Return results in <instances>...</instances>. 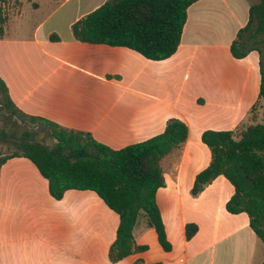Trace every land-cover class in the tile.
Instances as JSON below:
<instances>
[{
	"label": "crops",
	"instance_id": "obj_1",
	"mask_svg": "<svg viewBox=\"0 0 264 264\" xmlns=\"http://www.w3.org/2000/svg\"><path fill=\"white\" fill-rule=\"evenodd\" d=\"M104 1L11 0L14 10L0 35V78L21 111L89 132L113 149L159 134L170 118L185 122L187 138L162 158L165 185L156 192L171 249H162L155 230L143 218L135 224L133 237L147 249L111 262L108 250L115 238L117 214L93 191L95 198L88 194L90 190L68 189L60 200L53 199L47 180L35 165L25 157H13L0 168V264H261L264 244L251 229L247 214L225 208L234 192L231 183L219 175L197 195L191 194L195 175L211 159L200 139L202 131L234 129L261 100L259 52L251 49L242 58L230 52L254 1L197 0L187 9L176 52L163 60L147 59L124 46L76 40L71 25ZM42 10L33 22L24 21L25 13ZM12 18L15 23L8 27ZM213 53H221L226 66L209 73L205 63L215 58ZM26 159L34 165L30 172L14 170L16 161L29 165ZM33 178L36 185L27 188ZM7 180L24 181L26 187L17 182L16 192L9 193ZM97 197L111 221L102 253H83L74 247L51 251L47 234L1 235L3 227L12 223L9 216L16 215L19 225L23 211L38 207L33 224L41 225L44 219L56 218L51 207L63 206L73 217L80 202H97ZM187 223L197 225V232L188 240ZM64 239L81 244L86 237Z\"/></svg>",
	"mask_w": 264,
	"mask_h": 264
},
{
	"label": "trees",
	"instance_id": "obj_2",
	"mask_svg": "<svg viewBox=\"0 0 264 264\" xmlns=\"http://www.w3.org/2000/svg\"><path fill=\"white\" fill-rule=\"evenodd\" d=\"M196 1L105 0L75 21L71 31L81 42L124 46L147 59L163 60L176 52L187 9ZM5 20L0 12V35ZM254 21L252 37H260L259 40L264 42V0L250 5L247 23L230 44L233 57L242 58L251 49L261 54L259 48L247 46L242 35ZM50 38L57 36L50 35ZM260 67L259 99L264 100L261 57ZM257 103L252 105L249 113ZM0 110L4 115L0 140L10 139L9 143L14 147L11 153H0V168L13 157L29 159L47 180L48 193L55 200H60L68 189L93 191L118 216L115 238L108 250L111 262L147 249V245H137L133 237V228L141 214L147 225L155 230L162 249H171L156 203V192L165 185L160 165L162 158L180 147L187 138L185 122L170 118L159 134L113 149L96 141L89 132L67 128L21 111L1 78ZM239 125L234 129L202 131L200 139L208 147L211 159L195 175L191 194L197 195L217 176L223 175L234 189L225 203L226 210L245 212L251 229L264 244V115L260 122H251L242 128ZM29 128H41L51 142L31 137V133L36 135L37 132ZM196 232L195 223L186 224L187 240Z\"/></svg>",
	"mask_w": 264,
	"mask_h": 264
},
{
	"label": "rangeland",
	"instance_id": "obj_3",
	"mask_svg": "<svg viewBox=\"0 0 264 264\" xmlns=\"http://www.w3.org/2000/svg\"><path fill=\"white\" fill-rule=\"evenodd\" d=\"M252 1L256 2L257 0H252ZM45 8L46 7L44 6L43 10ZM12 9H13V6L11 4V0H5L3 4L0 2V12L2 13V15L6 17V20H7L8 15L11 13ZM43 10L41 12H36V14L34 15L25 13L26 19L24 17L25 19L24 21L29 22L28 21L29 19L30 22H33L34 20L37 19V17L39 18L41 16V14L44 12ZM5 22L3 23V25L5 24ZM12 23H15L14 18H12L8 22V27H11ZM255 25H256V22L254 21L250 29L245 31L242 35H243V38L246 40L247 46H255L259 48V50L261 51L260 57H261V60L263 61V69H264V42H261L259 40L260 37H254V38L252 37V33H253V29ZM216 54L217 55L213 53V55L211 56H214L215 58H211V59L209 58L205 63V66L208 68L209 73L210 71L215 72L216 69L221 65L226 66V61L223 58V55L221 53H216ZM212 84H215V82H213ZM261 102H263L262 104H264V100L263 99L260 100L257 103V105L254 107V109L242 121V123L239 125V128H242L248 123L258 122V121L260 122L262 120L263 113H264V106L261 107L260 105ZM3 122H4V115L2 111L0 110V125H2ZM29 130H31L32 132H37L36 135L31 133L30 135L31 137L39 141H42V142H46V143L51 142V139L48 136V134L43 133L44 130H42L41 128H35V129L29 128ZM9 140L10 139L0 140V153L2 154L11 153L14 150V147L12 144L9 143L10 142ZM17 162L18 161L13 163L14 164L13 166H16L15 168H17L14 170L20 171V173L23 170H29L30 172L31 171L30 166H34L27 159L24 162H28L27 164L29 165L24 164L25 165L24 166ZM17 182L19 183V181H16V180L6 181V185L10 186L8 188L9 193L16 192L17 187H19L18 185H16ZM19 184L24 185L26 187V184L24 181L23 182L21 181V183ZM35 185H36L35 178H33L32 180H28L27 188H30V186H35ZM88 192H89L88 194H91L95 198L96 195L93 192L91 191H88ZM38 197L40 198L39 195ZM97 200H98L97 202H94L93 200H89L87 203L80 202V204L76 206L73 217H69L66 214L65 210L63 209L65 207L63 206L62 207L60 206L51 207L52 214H56V218H51V219L49 218L47 220L44 219L41 225H36V226L33 223L36 220L38 207H36L35 209L34 208L29 209L27 213L25 211L23 212L21 211L22 213L18 212L22 214V217L21 216L19 217L20 224L19 225L17 224L18 218H15L16 215L13 218L9 216L8 220L12 219L11 221L12 223L7 224V229L3 227L1 235L3 236L11 235L15 237H18V236L20 237L22 235L33 236V235H36L37 233L47 234V235H50L51 237V243H52V246L50 248L51 251H59L60 248L62 247H71V248L74 247L76 250H79L83 253H88V252L95 251V250L99 253H102L105 250L107 241L109 239L111 221L108 217H105V213L109 212L108 209L104 207L102 203H100L101 200L98 197H97ZM42 207L45 208V206H42ZM143 218L145 217L143 216V214H141L138 217V222H142ZM69 235L70 236L74 235L76 237L84 236L86 237V239L83 242H81V244H77V243L64 239L65 236H69Z\"/></svg>",
	"mask_w": 264,
	"mask_h": 264
},
{
	"label": "built area",
	"instance_id": "obj_4",
	"mask_svg": "<svg viewBox=\"0 0 264 264\" xmlns=\"http://www.w3.org/2000/svg\"><path fill=\"white\" fill-rule=\"evenodd\" d=\"M2 4L4 3V1H0Z\"/></svg>",
	"mask_w": 264,
	"mask_h": 264
}]
</instances>
